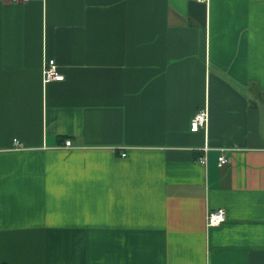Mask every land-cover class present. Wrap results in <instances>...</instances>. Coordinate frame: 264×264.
I'll use <instances>...</instances> for the list:
<instances>
[{
	"label": "crops",
	"instance_id": "1",
	"mask_svg": "<svg viewBox=\"0 0 264 264\" xmlns=\"http://www.w3.org/2000/svg\"><path fill=\"white\" fill-rule=\"evenodd\" d=\"M0 264H264V0H0Z\"/></svg>",
	"mask_w": 264,
	"mask_h": 264
},
{
	"label": "built area",
	"instance_id": "2",
	"mask_svg": "<svg viewBox=\"0 0 264 264\" xmlns=\"http://www.w3.org/2000/svg\"><path fill=\"white\" fill-rule=\"evenodd\" d=\"M5 2H27L29 0H3ZM208 1V0H207ZM65 78L64 74L59 71V65L54 58H46L43 65V82L46 84L51 81H59ZM209 123V110L207 106L200 108L193 116L190 129L193 132H197L201 129H206ZM16 144H19L17 139L14 140ZM65 145L68 147H73V142L71 139H67ZM206 153L209 150L208 146L203 148ZM122 156H126L127 152L123 151ZM201 163L206 162L205 154L199 157ZM229 162V158L225 154H220L218 158V163L223 166ZM226 219V210L224 208H215L209 210L206 216L207 227H215L221 225Z\"/></svg>",
	"mask_w": 264,
	"mask_h": 264
}]
</instances>
